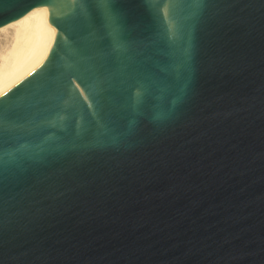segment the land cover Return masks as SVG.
Instances as JSON below:
<instances>
[{
    "label": "water",
    "instance_id": "obj_1",
    "mask_svg": "<svg viewBox=\"0 0 264 264\" xmlns=\"http://www.w3.org/2000/svg\"><path fill=\"white\" fill-rule=\"evenodd\" d=\"M37 6L0 264H264V0H0V26Z\"/></svg>",
    "mask_w": 264,
    "mask_h": 264
},
{
    "label": "bare ground",
    "instance_id": "obj_2",
    "mask_svg": "<svg viewBox=\"0 0 264 264\" xmlns=\"http://www.w3.org/2000/svg\"><path fill=\"white\" fill-rule=\"evenodd\" d=\"M45 6L31 9V14L0 26V93H4L16 78L36 60L45 40L41 26Z\"/></svg>",
    "mask_w": 264,
    "mask_h": 264
},
{
    "label": "snow or ice",
    "instance_id": "obj_3",
    "mask_svg": "<svg viewBox=\"0 0 264 264\" xmlns=\"http://www.w3.org/2000/svg\"><path fill=\"white\" fill-rule=\"evenodd\" d=\"M161 2H163V0H161ZM42 10L44 12H48V9L47 8H44ZM28 14H31V10L30 9L29 10H26V14L22 18H20L17 22H23V19L27 18V15ZM55 32H56V29L54 28L53 29V33L55 34ZM31 74L32 73L30 72L29 75H31ZM79 79H80V83L84 85V88H80V85L79 84H77L76 87L78 89H80V92L81 93H83L85 91V89H88L89 81L86 78H84V77H79ZM73 83H75V81H73ZM88 90L91 91L90 89H88ZM0 95H3V93H0Z\"/></svg>",
    "mask_w": 264,
    "mask_h": 264
}]
</instances>
